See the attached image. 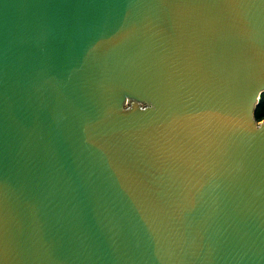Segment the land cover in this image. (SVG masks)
Listing matches in <instances>:
<instances>
[{"label":"water","instance_id":"1","mask_svg":"<svg viewBox=\"0 0 264 264\" xmlns=\"http://www.w3.org/2000/svg\"><path fill=\"white\" fill-rule=\"evenodd\" d=\"M264 0H0V264H264Z\"/></svg>","mask_w":264,"mask_h":264},{"label":"trees","instance_id":"2","mask_svg":"<svg viewBox=\"0 0 264 264\" xmlns=\"http://www.w3.org/2000/svg\"><path fill=\"white\" fill-rule=\"evenodd\" d=\"M253 115L256 120H259L264 117V91H261L259 93Z\"/></svg>","mask_w":264,"mask_h":264}]
</instances>
